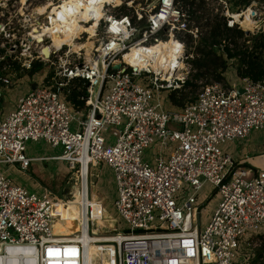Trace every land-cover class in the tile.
I'll return each instance as SVG.
<instances>
[{
	"label": "built area",
	"instance_id": "2783aa9c",
	"mask_svg": "<svg viewBox=\"0 0 264 264\" xmlns=\"http://www.w3.org/2000/svg\"><path fill=\"white\" fill-rule=\"evenodd\" d=\"M214 21L246 37L264 36V4L0 0V165L25 171L32 162L51 160L70 171L83 163L89 171L99 164L111 169L113 222L122 221L127 230L109 225V235L92 220L86 228L90 237H112L89 243L103 249L107 264H251L245 258L239 263V251L246 237L264 229V171L244 168L222 147L264 130V78L239 77L240 87L204 86L173 111L155 99L185 88L191 57L185 47L196 45ZM65 34L70 40L52 47V36ZM87 42L89 55L70 49ZM170 43L176 59L168 63L153 48ZM43 46L50 47L47 57ZM230 46L214 45L224 59L225 48L234 53ZM45 63L54 68L50 79L32 84L3 111L16 70ZM75 81L85 85L81 109L65 95ZM29 141L60 147L61 154L29 158ZM152 146L157 156L150 164L143 152ZM205 184L220 201L202 230L198 193ZM47 192L29 193L0 171V264H92L81 233H53L56 207Z\"/></svg>",
	"mask_w": 264,
	"mask_h": 264
},
{
	"label": "rangeland",
	"instance_id": "374dc122",
	"mask_svg": "<svg viewBox=\"0 0 264 264\" xmlns=\"http://www.w3.org/2000/svg\"><path fill=\"white\" fill-rule=\"evenodd\" d=\"M236 2L237 4H235V6L248 5L251 2L264 4V0H236ZM220 24V22L214 21L212 25H210V28H208V33L203 38H199L196 45H186L185 54L191 56L189 60H186L188 77L185 81L188 85L186 84L185 88L180 92L172 93V95L168 92H161L159 95L155 96V99L161 103L162 108L165 111H173L177 109V106L172 104V98H174L180 105L184 104L193 100L202 87L213 83H220L225 87L227 86V82H233L237 87H240L242 84L239 80V74L235 72H237L239 65H242L240 67L243 68V70L247 68V61L251 56L258 58L257 61L261 62L263 70L264 46L262 47V51H260L259 48L254 49V44L256 42L264 45V38H259V36L262 35L246 37L244 34H238L237 32L239 31L233 30L229 31L227 35L216 36L218 31L214 30V28ZM221 42H225L226 47L231 45L230 48L237 54L235 59H224L222 55H220L221 53L216 47H214V45ZM209 50H213L217 56L222 57L223 60L227 62V69L222 76L223 80H218L216 75H214L210 69L208 70L204 67H200L201 62H205V56L201 55V53L209 52ZM227 52L228 49L225 48L224 53ZM217 53H219V55ZM53 70L54 68L48 63L41 64V66L36 65L28 72L22 73L19 70H16L15 77L13 78V85L9 86L4 91L2 101L3 111H5L18 96L24 95V93L30 89L32 84L42 81L43 78L46 80L49 75L52 76ZM140 79H144V76ZM74 88L80 90L81 86L72 83L70 86L66 87V92L64 91L66 99L70 98ZM75 128L76 123L73 122L71 125V131H74ZM258 133L259 134L254 137V140L259 136L261 137L264 130L258 131ZM105 137L109 143H113V139L107 134ZM225 147L226 146H223L222 149L225 150ZM255 150L254 154L257 152ZM25 154L29 158L57 156L61 154V148L58 147L53 149L43 141H29L26 143ZM156 156L157 147L152 146L143 152V159L150 164H152L153 158ZM0 171L3 172L12 183L25 187L29 193L41 196L43 191L46 190L52 194L53 199L57 203H70V206L67 207L66 211H63L64 217H56L57 219L54 224V229H57L56 234L63 235L67 231L66 228L68 225L71 224L74 225L75 229L78 227L79 213L77 208H75V204L81 190L78 180L79 168L78 170L70 171L66 163L47 160L32 162L30 167L25 171H20L17 166L11 167L0 165ZM88 190L89 199L91 200L89 214L91 212L90 221L92 220V224H97V226L101 225L100 231L104 233L107 232L109 225L115 229L117 228V231H126L127 225L125 223L120 220L117 221V224L113 222L116 221L115 217H117L114 208L116 184L113 171L101 164L90 168V171H88ZM97 201L100 202L102 206L97 204ZM219 201L220 198L216 194V190L210 184H205L198 193V204L202 206L200 211V227L202 230L205 228ZM95 232L98 233L96 229ZM107 233L109 234V232ZM247 238L248 237H246V241L243 243L239 251V263H243V259L245 258L248 259V263L251 264H264V229H261L258 234L253 235L251 238Z\"/></svg>",
	"mask_w": 264,
	"mask_h": 264
},
{
	"label": "bare ground",
	"instance_id": "6f19581e",
	"mask_svg": "<svg viewBox=\"0 0 264 264\" xmlns=\"http://www.w3.org/2000/svg\"><path fill=\"white\" fill-rule=\"evenodd\" d=\"M80 28V27H79ZM71 38V34H65L64 37H61L59 35H54L52 36V47L54 48H59L62 43L68 42ZM44 47V46H43ZM179 48V46H177ZM46 50V53L50 50V47H44ZM92 48V43L87 42L85 44H75L73 43L72 46L70 47L71 50L73 51H79L81 49L85 50L86 55H89L90 50ZM154 50L159 51V55L161 57V60L165 59L167 60L166 62H171L176 59V52H175V47L173 43L167 44L166 46L164 44L159 45L158 47L153 48ZM138 52L135 49L131 52L129 59L132 60L134 57V54ZM86 164L83 163V165L79 168V185H80V193L78 196V200L76 201L75 208H77L78 213H79V219H78V227L75 229L74 225H68V227L65 228L67 231L63 235H58L56 234L57 229H54L53 225V233L57 236H70L72 234H78L81 233L82 236L79 237L80 242L82 243L84 247V251L87 254V258L91 260L92 264H99L102 263L103 256H104V251L102 248L97 247L95 245H90L89 243L92 241H102L104 239H110L112 237L108 236H101V237H90L87 235V230L86 228L88 227L89 221H90V214H89V206H91V200L89 199V190H88V171ZM76 170V169H75ZM72 170V171H75ZM78 170V168H77ZM74 195V194H73ZM50 197V196H49ZM52 203L56 207L55 211V216L56 217H64V212L66 211L67 207L70 206L69 202H64V203H57L54 199L52 200ZM72 207V206H71ZM73 209V207H72ZM74 210V209H73ZM75 211V210H74ZM57 219V218H56ZM56 219L54 220V224L56 222ZM102 258V262L100 259ZM103 264H107V262H103Z\"/></svg>",
	"mask_w": 264,
	"mask_h": 264
},
{
	"label": "trees",
	"instance_id": "16d2710c",
	"mask_svg": "<svg viewBox=\"0 0 264 264\" xmlns=\"http://www.w3.org/2000/svg\"><path fill=\"white\" fill-rule=\"evenodd\" d=\"M233 1V4H237L236 0H232ZM214 30H217L218 32L216 33V36L219 35H227L229 30H227L223 24H220L218 25L216 28H214ZM238 34H243L242 32H237ZM259 38H264V36H259ZM254 49L256 48H259L260 51L263 50V46L262 44H259L258 42H256L254 44ZM213 51V50H212ZM211 50H209V52H206V53H201V55L205 56V62H201V66L200 67H204L206 69H210L212 71V73L214 75H216V78L218 80H223L222 76H223V73L226 71L227 69V62L225 60H223L222 57H219L215 54V52L213 51L212 52ZM227 55V59L230 60V59H235L237 56L236 53H230V52H227L226 53ZM257 57L255 56H251L248 58V61H247V64H248V67L245 68L243 70V68H241L240 66L242 65H239V67L237 68V74H239V77H248L250 78L251 80L253 81H259L263 78L264 76V72L262 70V66H261V62L257 61ZM252 62V64H251ZM259 63V64H258ZM38 66H41V64H36ZM35 65V66H36ZM51 75H49L46 80L50 79ZM75 84H77L78 86H81V89L80 90H76V88H74V90L72 91L71 93V96L70 98L68 99V101L77 109H81L83 108L84 106V102L81 101L79 99V97H85L86 93H85V89H84V83L82 81H75L73 82ZM188 85V83H187ZM172 95V94H171ZM172 104H174V106L176 105L177 107H181L183 104H179L175 101L174 98H172Z\"/></svg>",
	"mask_w": 264,
	"mask_h": 264
},
{
	"label": "crops",
	"instance_id": "0c3cea01",
	"mask_svg": "<svg viewBox=\"0 0 264 264\" xmlns=\"http://www.w3.org/2000/svg\"><path fill=\"white\" fill-rule=\"evenodd\" d=\"M19 97L20 96L10 104L5 110L6 112L10 111L15 106L16 100ZM258 134V132L252 133L247 139L233 142L225 147V151L230 153L232 158L238 162V164L244 168L252 170L253 172L264 171V133L261 134V137L259 136L254 140V137ZM254 150L257 151L256 154H254Z\"/></svg>",
	"mask_w": 264,
	"mask_h": 264
},
{
	"label": "water",
	"instance_id": "95a60500",
	"mask_svg": "<svg viewBox=\"0 0 264 264\" xmlns=\"http://www.w3.org/2000/svg\"><path fill=\"white\" fill-rule=\"evenodd\" d=\"M43 52H44L45 56L47 57V56H48V53H46V50H45V48L43 49ZM33 88H34V86H32V88H31V89H33ZM239 92H241V91H239Z\"/></svg>",
	"mask_w": 264,
	"mask_h": 264
}]
</instances>
